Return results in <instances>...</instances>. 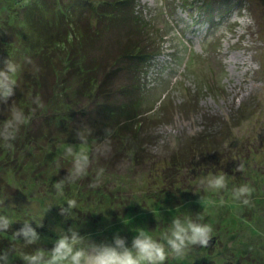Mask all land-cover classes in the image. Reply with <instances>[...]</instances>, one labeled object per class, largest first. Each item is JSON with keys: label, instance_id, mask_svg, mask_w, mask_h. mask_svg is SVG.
Masks as SVG:
<instances>
[{"label": "rangeland", "instance_id": "obj_1", "mask_svg": "<svg viewBox=\"0 0 264 264\" xmlns=\"http://www.w3.org/2000/svg\"><path fill=\"white\" fill-rule=\"evenodd\" d=\"M104 2L108 1L46 0L49 31L60 29L62 35V41L57 46L50 44L47 51L55 56L51 61L57 75L51 83L59 86L70 81L78 91L74 98L85 97V105L77 113L88 110L86 104L93 103V92L111 100L108 107L116 112L117 119H112L119 126L136 122L123 118L135 105L143 114L142 122L136 123L144 126L137 136L143 153L134 157L125 139L111 142L109 148L106 139L95 141L92 132H101L100 137L106 129L105 119L111 115H107L108 109L100 107L98 112L95 106L90 107L85 117L77 116L78 122L71 123L74 133L91 131L87 143H76V135H62L77 153L81 147L88 149L89 173L66 184L62 195L53 185L65 179L71 167L64 156L67 143L49 152L48 162L38 159L33 151L32 164L25 165L26 158L19 167L4 170L11 188L5 197L0 196V210L5 206L14 217L16 232L33 216L42 219L43 226L37 228L35 221L30 224L41 237L36 245L26 247L22 238L1 236L0 249L14 248L13 264H24L23 254L33 248L50 251L61 229L67 232L77 226L82 236L96 243H110L120 236L131 245L135 228L158 235L173 216L199 214L203 222L212 225L214 244L196 247L183 259L169 260L201 262L207 251L221 263L264 264V0H131L130 4H111L108 11L112 16L100 9ZM15 5L12 0H0V24L9 23L13 29L8 36L13 42L1 44L0 50L5 61L10 58L19 65L13 96L17 98L19 93L33 94L28 89L37 80L35 57L40 48L33 46L31 54H26L33 44L15 18ZM69 9L76 24L91 23L102 30L93 42L95 64L77 45L87 40L80 39L68 16H61V11L67 14ZM136 18L146 28L153 50L151 59L138 65L134 78L132 61L124 53L138 36ZM41 19L44 23L45 15ZM30 27L28 32H33V25ZM38 29L42 38L50 33ZM123 46L128 49L121 50ZM121 55L126 56L120 60ZM77 80L84 81L81 88L76 86ZM133 84H137L135 89ZM62 87L57 88L55 97ZM56 100L48 103L64 105L71 98L64 93ZM94 122L100 126L89 129ZM133 130L128 126V132ZM181 160L185 165L173 163ZM241 162L244 173L235 172ZM214 165L234 176L220 194L205 193L196 183ZM100 169L103 173L97 180ZM243 183L251 189L248 205L230 195L232 187ZM70 200L76 201L75 219L60 215L56 206L66 207ZM205 200L210 201L207 206Z\"/></svg>", "mask_w": 264, "mask_h": 264}, {"label": "trees", "instance_id": "obj_2", "mask_svg": "<svg viewBox=\"0 0 264 264\" xmlns=\"http://www.w3.org/2000/svg\"><path fill=\"white\" fill-rule=\"evenodd\" d=\"M12 1H14V3L16 4L15 18L19 19L20 27L25 30L23 32V35L30 37V45L33 44L32 46L27 47L26 54H31L30 50H33V46L40 48L37 52V56L35 57L37 63L36 65L39 70H37V80L34 81L28 89L29 93L33 94L25 96L19 93L17 98L13 97L15 107L22 109L29 117V121L25 126L20 129L15 141L11 142V147H8L7 143L0 139V196L5 197L8 194V190L11 188L10 181L5 178L4 170H10L9 167L13 165H15L16 168L19 167L21 161L26 160V158L27 162H25V165L32 164L33 151L37 155L38 159L41 158L40 160L48 162L49 152L54 151L56 147H58V145H61L62 143H67L68 145L71 143V141H63L62 135L64 133L68 135H76V133L73 132L74 127L71 125V123L75 124L76 122H78L77 116L85 117L90 111V109L94 106V108L98 110V112H100L101 110L100 107L103 109H108L107 115H111L107 116L108 118L105 119L108 120L106 121L107 123L105 122V128L107 130L104 129L105 131L100 137H98L97 135L101 132H92V136L96 138L94 140L100 141L106 139L104 140V143L109 145V148L112 145L111 142L117 141L118 139H121V141H123V139H125L127 140V149H131V151L134 152V157H139V153H143L141 150V148L143 147V143L138 140L137 136H141L140 133L141 130H144V126L136 125V123L142 122L143 114L138 113L137 108L134 105L132 111L129 112V115L123 117L125 119L129 118L132 121H136L134 124H130L134 128L133 133H130L127 131L128 126L130 125H126V123H124L122 126H119L112 119L113 117H115L114 119L116 120L118 116L115 114L116 112H114L113 107H108L111 100H104V98L96 92H93V94L91 95L93 103L86 104V108H88V110L77 113V111H80L82 109L81 107L84 104L85 97L81 99L80 95L78 99L74 98V95H77L78 91L72 88L71 84H69L70 81L62 82V85L59 86H56V84L52 86L51 83L53 77L57 75L55 73L56 67H53L54 64L51 61L52 59H55V56L51 57L50 54H47V51L50 47V44L53 47V45L57 46L58 42L62 41V35L60 33V29H58L56 33L49 31L50 23L47 18L48 16L46 15L49 11V8L47 7L46 0ZM106 1L108 2H104V4H101L100 9H103V12L104 10L105 12L107 10L106 13L110 16H112L113 14L111 11H108V9L111 7V4L116 3L118 6L119 4H122L124 2L128 4H130L131 2V0ZM60 13L61 16L64 15L66 18L67 16L70 19L72 17L71 9H69L67 14L66 11H61ZM43 15H45L44 23L41 19ZM59 20L60 19H58V23ZM71 23V25L74 24L73 28H76L79 31L80 39L83 38L84 40H87L84 44L78 41L77 45L79 46L80 50H83V55L90 54V56L93 58L92 61L95 64L96 54L94 56L91 54L92 51H95L93 42L95 40V37L102 33V30L100 29L99 25L91 23L80 24L81 21H79V23L76 24V20H72ZM31 25H33V32H28V28ZM10 26L11 25H9V23L0 24V45L6 42H10L9 44L13 42L8 39V36L11 34V32H13L12 26ZM25 26H27L26 29H24ZM39 27L40 29L42 28V32L50 33L47 34L44 38H42L41 35L37 34V31L39 32ZM135 28L137 29L138 36H135L132 39V42L130 43L131 47L129 49L127 48V46H123L122 48H120L121 50L125 51L128 49L127 52H125L124 54L128 55L127 57H125L127 58V60L130 59L132 61V74L134 78L137 76L138 73V65L140 63H147L152 57L151 51L153 50L151 49L150 42L148 41L150 38L148 37L149 35L147 33V30L137 18L135 22ZM31 34H33V36H31ZM16 35H18V32L16 33ZM144 35H147V38H145ZM49 40L51 41L49 42ZM0 51H2L0 52V69H2L3 66H5L4 62L6 56L3 53V49ZM123 56L121 55L118 59L121 60ZM133 61L135 62V65H133ZM89 69L90 68H87V70ZM77 82L76 86H79L81 88V85H83L82 83L84 81L77 80ZM136 85L137 84H133L134 89L136 88ZM60 86L63 87L62 90L58 91V94L59 92L61 93L58 95V97H55L57 95L56 90ZM64 93H68V96L71 98V100L64 103V105L56 103V106H50V103L55 102L56 98V102L60 100ZM108 93L109 90L105 92L106 95H109ZM49 100L50 103H48ZM13 101L9 100L7 105L1 104L2 107L0 109V129L3 128L5 121L9 118V107L11 106ZM74 119L75 121H73ZM62 120H67L69 122L63 123ZM112 122L114 123L112 124ZM97 123L99 122L90 123L89 129H92V127L97 129V126H100V123ZM64 124H67L68 126ZM114 124L115 127L113 126ZM138 126L140 127V129L137 128ZM68 139L72 140L71 138ZM106 149L107 148H104V150ZM92 155H97V152H92ZM173 163L175 165L179 163L180 165L184 164L185 162L184 160H181ZM14 233H16V230L13 228V226H11V228L7 232L0 233V237L2 236L7 240H9L10 238H14V240H16ZM212 258H214L213 254L211 255L206 251L204 252L201 262L190 261L186 264H227L221 263L220 260L215 261ZM167 264L179 263L168 259ZM180 264L184 263L181 262Z\"/></svg>", "mask_w": 264, "mask_h": 264}, {"label": "clouds", "instance_id": "obj_3", "mask_svg": "<svg viewBox=\"0 0 264 264\" xmlns=\"http://www.w3.org/2000/svg\"><path fill=\"white\" fill-rule=\"evenodd\" d=\"M4 64V68L0 69V104L7 105L17 89L15 77L19 65L10 58ZM28 121L29 117L22 109L15 107L13 101L9 107V118L0 129V139L11 147V142L15 141L18 132ZM90 134V130L78 131L76 135L79 143H87ZM97 151H100V148ZM87 152L88 149L84 147L80 148L79 153L76 152L75 146L69 144L64 147V156L71 161V167L67 170V177L53 185L58 195L63 194L66 184L76 183L88 175L91 162ZM234 171L244 173V164L241 162ZM102 173L103 169H100L97 180ZM232 177L234 176L230 177L214 165L212 170L201 174L196 183L205 193L220 194L228 189ZM250 193L251 189L246 183L234 186L230 191L232 198L242 202L243 205L249 204L247 197ZM204 203L207 206L210 201L205 200ZM66 205V207L65 204L56 205L60 209V215L66 219H75L72 217H74L73 209L76 201L70 200ZM41 220L37 221L33 216L30 221H25L23 228L14 233L16 239L21 241L22 238L26 247L36 245L41 237L30 224L35 221L37 228H40L43 226ZM14 223V217L8 214L4 206L3 210H0V233L7 232ZM59 231L61 234L54 241L50 251L33 248L32 252L23 254L24 264H167L170 257L183 259L196 247L207 248L215 236L212 225L203 222V217L199 214L173 216L166 229L158 230V235L139 227L134 231L132 229L135 236L131 245L120 236H115L110 243H96L82 236L77 226L68 229L67 232L62 229ZM14 254V248L0 249V264H13Z\"/></svg>", "mask_w": 264, "mask_h": 264}, {"label": "water", "instance_id": "obj_4", "mask_svg": "<svg viewBox=\"0 0 264 264\" xmlns=\"http://www.w3.org/2000/svg\"><path fill=\"white\" fill-rule=\"evenodd\" d=\"M214 242H215V238H213V239L210 241L209 245L214 244Z\"/></svg>", "mask_w": 264, "mask_h": 264}]
</instances>
